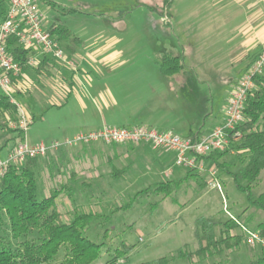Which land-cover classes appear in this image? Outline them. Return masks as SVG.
<instances>
[{"label": "rangeland", "instance_id": "obj_1", "mask_svg": "<svg viewBox=\"0 0 264 264\" xmlns=\"http://www.w3.org/2000/svg\"><path fill=\"white\" fill-rule=\"evenodd\" d=\"M86 2L80 6L76 2ZM48 8L44 0L39 7L48 21L64 18L69 8H74L70 26L76 34L85 36H116L120 39V50L116 49V57L107 60L84 59L80 63L81 70H160L164 52L158 47L157 40L181 39L186 42L187 57L184 60L185 72L188 74L186 88L183 91L181 109L183 123L194 132L208 131L213 128L216 119L222 115L227 99L241 76L238 70L225 66V59L219 68L215 67L218 57L226 58L221 47V40L214 41L212 47L214 57L208 55L195 59L196 43L200 38V30L195 23L185 27L186 18L199 10L202 19L207 21L212 11V0H173L171 7L164 9V0H49ZM88 4V5H86ZM150 8L155 9L152 11ZM169 14L171 28L164 27L162 15ZM106 17L104 18V16ZM78 16L89 21L76 20ZM109 17V18H108ZM97 18V19H96ZM194 19V17H192ZM99 19H101L99 21ZM115 21V22H114ZM49 29V28H48ZM201 37H206L202 34ZM63 47H66L64 41ZM68 45V44H67ZM159 48V49H158ZM66 49V48H65ZM67 51V49H66ZM68 52V51H67ZM70 55V53L68 52ZM71 57V56H70ZM57 66L59 70H68L65 64ZM71 68V67H70ZM249 71V70H248ZM16 87V86H15ZM18 97V89L16 93ZM19 100V101H18ZM29 116L36 118L35 124L27 132L30 144L64 140L61 136L53 139L52 130L41 120V107H37L30 95L17 98ZM40 111H39V110ZM50 114V113H49ZM46 115L47 116H49ZM17 118V117H16ZM169 121H172L170 116ZM9 118L6 129L0 128V144L10 140L0 155L6 159L13 137L16 133ZM172 132L186 136L182 124ZM15 129V128H14ZM57 135V134H56ZM19 137H16L15 143ZM15 145V144H14ZM141 149H138V148ZM54 153H59L53 155ZM167 155L163 151H154L146 145H106L95 143L78 146L73 149H62L41 157L37 169L39 181L38 196L43 199L54 190H64L56 201L57 210L63 214L66 222L71 221L76 213H93L92 221L86 236L93 242L103 245V253L94 264H108L116 249L122 244L132 247L130 254L119 264H141L153 262L162 257H173L182 249L195 252L199 248L196 236V221L205 217L219 225L217 232L224 228L229 220H234L238 228L231 231L244 238L236 252H225L220 256L199 260L177 259L172 264H248L250 260L264 256V251L252 248L246 241V231H259L264 224V211L254 208L248 201L247 194L240 192L233 178L226 172H237L246 163L244 153H229L220 160L225 163L226 171L219 169L214 163L221 184V191L211 187H200V181L186 179L187 170L175 169L166 177L169 166H174V159L162 160ZM0 158V159H1ZM157 162L154 163V160ZM123 173L115 179L112 173ZM180 173V174H179ZM196 173V172H194ZM206 181L207 175H201ZM169 196L155 193L156 186L165 182L181 181ZM143 192V193H141ZM264 192V170L258 182L252 188L257 197ZM64 252L53 263L62 261Z\"/></svg>", "mask_w": 264, "mask_h": 264}, {"label": "crops", "instance_id": "obj_2", "mask_svg": "<svg viewBox=\"0 0 264 264\" xmlns=\"http://www.w3.org/2000/svg\"><path fill=\"white\" fill-rule=\"evenodd\" d=\"M44 1L47 3L46 7L49 8L52 5L49 0ZM212 1L210 6L212 13L207 21L202 19L203 15H200L197 9L193 11L194 15L187 17L184 22L185 27L195 23L200 30L195 59L203 55L214 57L213 43L216 40L220 44L221 40L220 50L226 58L218 57L215 67L219 68L225 59V66L238 70L242 77L250 70L264 47V0ZM85 3L78 1L75 5L80 6ZM72 9L74 8H69L62 19L55 18L53 21H48L44 16V21L47 28L54 23L64 25L80 39L81 45L75 48L73 54H70L76 68L59 70L57 64H60L49 59L50 64L45 66V70H40L38 73L31 68L15 80V89L17 88L19 93L17 98L30 95L34 99L33 104L42 108L41 111L38 109L42 114L41 120L54 130L53 139H58L60 136L63 139L70 138L80 132L96 131L105 126L146 125L160 131L172 132L173 129L178 128V124H182L181 130L188 133L183 137L197 136L199 133L203 137L224 121L229 99L237 85L230 93L224 112L216 119L213 128L208 131L194 132L183 123L178 110L182 111L181 101L184 99L182 94L186 88L188 74L183 70L184 60L187 57V44L181 39L175 38L172 42L166 39L157 40L158 47L164 55L175 56L181 62V70L172 76L164 75L161 70H81L78 68L80 66L78 59L82 61L86 58L94 60L115 58L116 49L120 48L121 41L116 36L108 38L103 35H87L84 37L79 33L76 34L75 29L68 23L74 15L69 12ZM102 16L106 17V15ZM162 17L165 18L162 21L163 26L169 30L171 25L169 21H166L169 18L168 12ZM76 20L89 21L81 16H78ZM203 33L206 34L205 38L201 37ZM66 42L68 44V41ZM37 60L39 66L44 57L37 55ZM45 114L49 116L46 117ZM170 116L172 121L168 119ZM35 121L36 118L33 115L32 125ZM13 146L14 144L9 151ZM166 154L175 159L173 154ZM167 155H163L162 160L168 159ZM156 162L157 159L154 160V163ZM166 168L169 169L172 166L168 165Z\"/></svg>", "mask_w": 264, "mask_h": 264}, {"label": "trees", "instance_id": "obj_3", "mask_svg": "<svg viewBox=\"0 0 264 264\" xmlns=\"http://www.w3.org/2000/svg\"><path fill=\"white\" fill-rule=\"evenodd\" d=\"M172 3L173 0H164V9L170 8ZM7 9L8 0H0V19L5 17ZM150 9L155 11L153 8ZM69 12L73 13L75 10L72 9ZM48 30L59 41H68L65 48L70 54H73L75 48L81 45L80 39L64 25L54 23ZM14 44L15 40H12L8 50L20 63L24 73L31 69L28 67V61L34 52L16 47ZM49 61V58L44 57L42 63L34 70L38 73L40 70H45V66L50 64ZM181 66L179 58L165 54L160 70L164 75L172 76L181 70ZM255 84L257 89L246 103V120L238 127L242 138L235 145L238 153L247 155L246 163L237 172L226 171L225 163H221L220 160L231 151L213 153L206 160L208 163H214L219 169L225 170L233 178L236 188L247 194L249 203L254 208L264 211V192L257 197L252 194V188L264 170V75L257 76ZM11 117L19 120L17 106L0 92V128L2 130L6 129ZM9 131L16 133L12 139L15 144L16 137H19L21 133L18 129ZM201 137L200 133L192 136L196 139ZM9 143L10 140H7L0 144V155ZM40 161L39 158H29L23 165L11 166L8 173L0 179V264H53L61 252H64V256L58 264H94L101 257L104 244L91 241L86 236V232L96 216L93 213H76L71 221H65L63 214L57 210L56 201L65 189L70 192V187L54 190L49 196L40 199L37 177ZM122 174L113 172L112 176L119 179ZM190 178L200 181V187H208V181L200 174L188 171L186 179ZM182 182L183 180L162 183L156 186L155 193L169 196L173 188ZM172 184L175 186L172 187ZM196 225L198 227L196 236L199 240L197 251L187 252L180 249L173 257H162L156 261L141 264H172L177 259L206 260L225 252H236L244 240L242 236L231 233L238 228L234 220L226 222L225 229L220 232L216 230L219 225L205 217L199 218ZM260 234L264 237V224L260 225ZM131 251L132 247L122 244V248L114 251L108 264H119ZM248 264H264V256L252 259Z\"/></svg>", "mask_w": 264, "mask_h": 264}, {"label": "built area", "instance_id": "obj_4", "mask_svg": "<svg viewBox=\"0 0 264 264\" xmlns=\"http://www.w3.org/2000/svg\"><path fill=\"white\" fill-rule=\"evenodd\" d=\"M41 0H8V9L3 19H0V92L17 106L19 120L11 123L13 129L21 133L6 159H0V179L14 165H23L29 158L45 157L62 149H73L95 143L106 145H147L154 151H163L174 155V166L165 175L170 177L173 170L183 169L204 174L209 177L208 186L221 191V184L215 168L206 160L216 152L231 151L236 153L235 145L240 142L242 133L238 127L245 122V108L250 96L257 87L255 78L264 75V47L257 59L239 80L233 91L224 121L213 131L201 138L183 137L171 131H160L146 125L131 127L105 126L96 131H83L62 141L30 144L27 132L33 123L23 106L17 101L15 80L23 75V68L9 52V43L15 40V46L31 50L34 55L28 61V67H38L37 55L47 57L59 64H65L73 69L75 63L58 38L51 35L45 26L44 16L39 3ZM246 231V241L252 248L264 251V237L260 232Z\"/></svg>", "mask_w": 264, "mask_h": 264}]
</instances>
